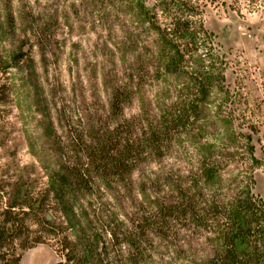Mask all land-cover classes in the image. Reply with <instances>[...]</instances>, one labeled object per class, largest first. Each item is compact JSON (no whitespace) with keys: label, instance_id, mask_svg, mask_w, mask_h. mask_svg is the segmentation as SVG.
<instances>
[{"label":"rangeland","instance_id":"374dc122","mask_svg":"<svg viewBox=\"0 0 264 264\" xmlns=\"http://www.w3.org/2000/svg\"><path fill=\"white\" fill-rule=\"evenodd\" d=\"M157 2L0 0V264L61 262L59 242H77L81 232L97 238L103 264H198L217 245L182 219L170 217V228L157 230L146 217L194 185L205 154L223 153L227 109L231 133H250L238 126V107L256 124L251 141L255 156L264 157V0H198L201 22L225 62L229 104L215 90L162 152L140 149L108 171L86 156L102 136L107 157L115 155L111 149L145 130L187 82L186 74L158 67L155 27L166 21ZM255 100L261 106L254 116ZM70 168L88 169L87 187L71 186L62 197L72 227L51 187ZM239 170L230 161L217 180L196 188L227 201ZM250 187L264 199L263 168Z\"/></svg>","mask_w":264,"mask_h":264},{"label":"trees","instance_id":"16d2710c","mask_svg":"<svg viewBox=\"0 0 264 264\" xmlns=\"http://www.w3.org/2000/svg\"><path fill=\"white\" fill-rule=\"evenodd\" d=\"M198 6V0H158L154 5L156 12L159 11L166 21L158 23L155 27L159 41L156 48L159 56L158 67L163 73L186 74L187 82L182 91H178L175 100L164 107L145 130L137 135L130 133L120 149H111L115 155L107 157L110 151L106 150V140L103 136L98 138L94 147L85 150L91 166L96 165L98 170L108 171L112 167L118 168L122 159L136 157L140 149L162 152L172 144L179 133H184L196 120L200 107L210 103L217 89L221 90L220 103L229 104L226 101L229 100L231 91L224 85L225 62L214 48L211 34L201 22ZM1 64L4 65V62ZM261 85L264 87V83ZM127 86L130 89L134 87L131 81ZM117 90L113 97H117ZM262 101L264 103V97ZM252 104L251 111L255 116V110L260 109L261 103L255 100ZM238 108L237 112L243 115L244 110ZM227 110L221 121L223 146L226 150L230 148L234 152L224 149L223 153L217 156L211 152L205 154L197 172L193 173L194 185L181 188L176 203L160 207L158 212L146 217V221L151 229H169L170 217L174 216L187 222L193 230L209 233L217 245L213 247L211 255L198 264H264V199L255 196L250 187L254 171L264 169V157L255 156L251 141V133L257 131V126L254 122L241 118V115V123L238 126L250 133H231L228 127L232 112ZM230 161L238 164L240 169L235 178V190L231 199L218 200L214 196L216 194L205 197L200 188H196L197 184L207 185L217 180L220 167L223 164L228 165ZM67 170L56 174V180L51 183V187L62 204L68 225L72 227L71 217L67 214L68 207L62 197L71 186L87 187L85 178L88 176V169ZM99 223L105 227L101 220ZM5 231L8 232L7 229ZM142 231L144 232V229ZM112 235L116 237L115 233ZM95 240L97 238L83 232L74 243L69 242L67 237L64 238L59 242L63 261L53 264H103ZM118 242L117 245L120 244ZM123 242L133 245V242L127 239ZM2 260L4 259L1 256ZM16 263L18 260L13 263L4 260L1 264Z\"/></svg>","mask_w":264,"mask_h":264}]
</instances>
